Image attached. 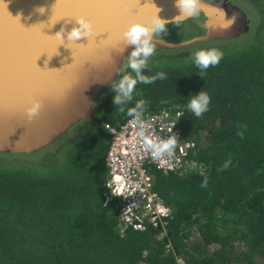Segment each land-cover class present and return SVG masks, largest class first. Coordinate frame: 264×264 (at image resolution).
<instances>
[{
    "label": "trees",
    "instance_id": "obj_1",
    "mask_svg": "<svg viewBox=\"0 0 264 264\" xmlns=\"http://www.w3.org/2000/svg\"><path fill=\"white\" fill-rule=\"evenodd\" d=\"M259 1L250 3L263 16L249 17L251 32L241 38L168 51L154 47L139 74L129 66L126 77L136 81L131 92L118 86L106 108L96 111L104 126L84 120L73 127H80L77 134L70 130L38 153L0 154V264L264 261V7ZM177 24L165 25L166 40ZM210 49L223 52L220 63L197 67L195 53ZM202 91L210 102L197 117L188 106ZM176 109L183 111L181 131L197 144L196 166L169 175L152 169L154 189L172 210L167 236L159 239L157 229L122 230L118 201L104 206L110 194L107 127L137 114ZM194 227L198 245L191 241Z\"/></svg>",
    "mask_w": 264,
    "mask_h": 264
},
{
    "label": "water",
    "instance_id": "obj_2",
    "mask_svg": "<svg viewBox=\"0 0 264 264\" xmlns=\"http://www.w3.org/2000/svg\"><path fill=\"white\" fill-rule=\"evenodd\" d=\"M137 1H141L138 9L143 10L140 15L134 7ZM142 1L0 0V154L38 153L84 120L104 126L95 105L117 80L126 59L137 47L130 44L125 33L133 24H142L144 17L147 22L142 21V25L155 28L153 13L144 16L145 10H152ZM217 1H221L222 9L214 15L211 8ZM174 2L179 0L170 3ZM107 4L111 6L104 11ZM60 5L65 8L58 11ZM198 8V15L203 16V35L173 42L153 30L150 43L162 50H177L235 40L251 29L247 13L230 0H199ZM176 10L158 19L169 25L195 17L182 14L179 7ZM57 11L64 15L60 20L67 24L65 29L49 18L50 14H59ZM227 13L241 18L238 28H233L232 23L225 26L229 24ZM213 16L222 25L214 23ZM81 18L90 23V34L69 39L72 30L80 27ZM17 44L22 45L18 48ZM115 47L120 48L117 53ZM37 104V113L30 117L29 109Z\"/></svg>",
    "mask_w": 264,
    "mask_h": 264
},
{
    "label": "built area",
    "instance_id": "obj_3",
    "mask_svg": "<svg viewBox=\"0 0 264 264\" xmlns=\"http://www.w3.org/2000/svg\"><path fill=\"white\" fill-rule=\"evenodd\" d=\"M183 111L161 110L157 113L137 114L118 127H107L111 143L106 155L108 177L106 188L110 194L104 206L116 199L122 230L160 231L159 239L167 236L172 210L155 191L156 169L164 175L188 171L196 166L192 154L197 150L194 140L187 139L179 127ZM174 141L168 149L164 144ZM193 236L200 239L197 228ZM165 248L170 249V244ZM178 264H186L181 258Z\"/></svg>",
    "mask_w": 264,
    "mask_h": 264
},
{
    "label": "clouds",
    "instance_id": "obj_4",
    "mask_svg": "<svg viewBox=\"0 0 264 264\" xmlns=\"http://www.w3.org/2000/svg\"><path fill=\"white\" fill-rule=\"evenodd\" d=\"M199 0H179L177 7L181 9L182 14L186 16H196L199 14L198 8ZM179 20V17L176 18ZM235 17L233 16L232 19L229 21V24L226 25L230 26L231 23H234ZM80 27L75 28L69 34V39L78 40L84 35H88L91 32V25L88 21L81 18L78 21ZM165 21L157 19L155 23V28L150 29L149 27L142 25V24H133L129 30L125 33L130 44L137 45L134 51L130 55V67L135 70L138 74L141 68L145 66L146 58L151 56L155 48L150 43V33L153 30L156 31H163L165 27ZM143 56L145 59H138L139 57ZM224 54L223 52L217 49H210V50H201L195 53V62L197 67L201 69H207L212 66H217L220 61L222 60ZM145 83H151L152 80H148L147 78L141 77ZM155 79V78H153ZM136 81L131 78H125L124 81L121 82V89L125 90V94L131 92L132 88L134 87ZM119 101V97H117V102ZM210 102V97L207 93L203 91L199 94L197 98H194L190 101L189 108L194 113L195 116L201 117L206 111H208V105ZM39 109V105L37 104L33 108L29 109V116H33L37 113ZM174 141H169L167 144L162 146V149H168Z\"/></svg>",
    "mask_w": 264,
    "mask_h": 264
},
{
    "label": "rangeland",
    "instance_id": "obj_5",
    "mask_svg": "<svg viewBox=\"0 0 264 264\" xmlns=\"http://www.w3.org/2000/svg\"><path fill=\"white\" fill-rule=\"evenodd\" d=\"M236 4L238 6H240L247 13L248 17H250L251 20H253V21L256 19L258 20V19H260V17L263 16V14L261 16L260 13L258 12V7H256L255 5L253 6V4L250 3V0L249 1L248 0H240V2H238ZM261 5L264 7V0L262 2H260V1L258 2V6H261ZM260 12H261V9H260ZM202 22H203V16L196 15L194 18H192V19H190L184 23H178L176 31H171V32L167 33V35H170V37H171V38H169V40H171L173 42H180V41L188 40L194 36L203 35L204 29L201 27ZM250 28H251V25H250ZM157 33L161 37L164 36V31H158ZM193 51H195V50H193ZM130 55L128 56V58L130 57ZM128 58L126 59L125 63L123 64L122 70L120 71V74H119L117 80L110 86L109 90L107 92H105L104 95L100 98V100H98V102L96 103V105H95L96 111L101 113L106 108L110 99L114 95L116 88L118 86H120L121 81L125 80L124 78L126 77L127 73L130 71V68H129V65H130L129 59L130 58L129 59ZM71 130H72L71 131L72 133L71 132H69V133L77 134L80 130V127L73 128ZM53 147H55V146H53ZM51 149L52 148H50L49 150H51ZM193 242H194V244L198 245V244H200V239L195 238V240ZM238 250H239V248H237L236 251H238ZM208 252L209 253L211 252L210 248H208ZM255 264H264V261L261 259H257Z\"/></svg>",
    "mask_w": 264,
    "mask_h": 264
},
{
    "label": "bare ground",
    "instance_id": "obj_6",
    "mask_svg": "<svg viewBox=\"0 0 264 264\" xmlns=\"http://www.w3.org/2000/svg\"><path fill=\"white\" fill-rule=\"evenodd\" d=\"M40 1V0H39ZM45 1H48V0H45ZM50 1H52V0H50ZM125 1H127V0H125ZM172 1V0H171ZM170 0H167V1H165V0H144V1H142L145 5H148V6H150L149 8L152 10V11H148V10H145V12H144V16H149V15H151L152 13H153V19L151 18V20H153V23L155 22L156 23V21H155V19H158L159 17H162L163 15H165V14H167L168 12L170 13L171 11L172 12H174V11H177L176 10V7H177V4L178 3H175L174 2V4L172 3H170L171 2ZM166 2V3H165ZM140 3H141V1H137V2H134V7H137V10H135L136 11V13H139V15H140V12H143V10H139L138 9V7L140 6ZM64 5H65V3H64ZM62 6V5H60L59 7V9H58V11H61V9L64 7L65 8V6ZM174 5H176V6H174ZM220 5H222V3H221V1H217L214 5L212 4V6L214 7V8H211L212 10H214V15H216V12H218L220 9H222L221 7L222 6H220ZM50 6H51V3H50ZM109 6H111V4H107V7L105 8H102L104 11L109 7ZM211 6V7H212ZM115 7H116V4H115ZM173 9H174V11H173ZM219 9V10H218ZM57 11V12H58ZM221 12V11H220ZM53 13V12H52ZM55 13V12H54ZM59 14H57V15H52V14H50V16H49V18H53L54 20H55V22H57V24H59L60 26L59 27H61L62 26V29H65V27H66V25L67 24H65V22H63L62 20H60L61 18H63L64 17V15H60V12H58ZM235 17V21H234V23H232V25L231 26H236V27H234L233 26V28H238V25H240L241 24V18H239V16H238V14H233V13H227L226 14V17L227 18H229V21L232 19V17ZM220 18V17H219ZM147 19H146V17H144V20H141L140 21V23H142L143 24V22L142 21H146ZM160 20H162V19H160ZM212 20H213V22L214 23H216V24H218V26H220V25H222L220 22H219V19L217 20V18H214V16H213V18H212ZM45 21H48L47 19L45 20ZM147 22V21H146ZM226 25H228V23H226L225 24V26ZM224 25L222 26V27H225ZM67 30H68V26H67ZM88 40V39H87ZM17 45H19L18 46V48H20L21 47V45L22 44H17ZM118 49H120V48H116L115 47V51H116V53L118 52L117 50ZM8 52V51H7Z\"/></svg>",
    "mask_w": 264,
    "mask_h": 264
},
{
    "label": "flooded vegetation",
    "instance_id": "obj_7",
    "mask_svg": "<svg viewBox=\"0 0 264 264\" xmlns=\"http://www.w3.org/2000/svg\"><path fill=\"white\" fill-rule=\"evenodd\" d=\"M231 1V0H230ZM232 2V1H231Z\"/></svg>",
    "mask_w": 264,
    "mask_h": 264
}]
</instances>
